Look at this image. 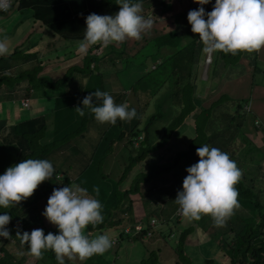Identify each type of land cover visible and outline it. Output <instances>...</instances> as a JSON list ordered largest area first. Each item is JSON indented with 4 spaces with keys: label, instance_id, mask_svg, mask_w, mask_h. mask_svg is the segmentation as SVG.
<instances>
[{
    "label": "trees",
    "instance_id": "obj_1",
    "mask_svg": "<svg viewBox=\"0 0 264 264\" xmlns=\"http://www.w3.org/2000/svg\"><path fill=\"white\" fill-rule=\"evenodd\" d=\"M16 1L18 2L17 7H19V9L30 8L33 11L32 16L34 19L51 29L52 33L65 38L80 40H84L86 17L89 14L95 13L99 15L100 11L104 9L105 6L111 7L117 13L120 8L119 3L121 2V0H102L99 3H94L93 0ZM173 1L174 0H131L132 3L142 4L143 11L141 15L146 16L149 14V17L152 14V16L155 17V19H152L153 27H159V25L162 24L160 29L163 30L165 26L167 27L175 20V23L170 25L168 31L158 34V36L155 37L156 41L159 42L158 53L160 57H163L162 61L155 63L147 70L146 65L143 64L141 67L142 73L139 77V79L144 78L147 73L152 70L159 73L160 70H157L158 66L163 65L164 68L165 65H169L168 69L166 66V74H170H167L166 77L171 78V75H173L176 79L174 80V86L172 85L171 89L165 92V96L168 98L167 101L169 105L171 107L173 105L177 109V112L174 113L175 108L173 109V114L171 111L170 116L173 118L164 127L161 132L162 135L160 136V140L157 143H153L151 139H149L151 135L150 126L154 118H163L162 108L163 101L166 97L155 103L154 107H156V112L150 116L143 127H139V114L138 117L135 116L132 120L121 121L118 119L115 125L104 123L107 129L104 133H100L101 137L98 136L94 138L97 141L92 144L91 151L85 154L84 150L79 145L80 138H83L85 134H87L85 131L88 126L99 125L101 127L102 123H99L95 119L94 114L91 113L89 109H84L85 115L83 117L77 113L76 107L82 108L83 98L90 94L87 92H79V87L85 88L86 91L88 89L91 93L97 89L103 91L105 82L103 74H100L101 84H97L96 82L94 84L90 83L93 87L87 88L90 80L85 82L83 78H81L79 79L81 82L80 85L74 87L77 90L73 93L74 95H65L66 98L64 94L58 97L55 96L52 107L55 118H52L54 127L51 134L47 132L49 124L47 118L44 113L39 114L38 111H35L38 115L29 116L28 118H23L18 121L9 120L8 117L7 120L5 118L0 119V144L5 147L7 144H14L16 146L14 150L15 157L14 160L11 161V166L29 158L46 159L48 161L58 159V156L61 158L58 161L59 165L58 168L55 169L53 177L42 182L31 197L9 208L0 207V215L7 213L11 216L9 224L6 225L10 235L14 236V233L19 228L23 233L24 228L27 226L40 225L42 223V217H45L43 212L46 209L47 201L53 193V190L65 187L71 182H76L102 204L101 211L103 222L95 226L90 224L84 230L85 234L89 236L90 239L94 233L100 232L103 228L110 227L120 228V235L119 238H117L118 241L123 237L133 240L143 238L145 232L149 229V220L155 218L156 221L160 220L161 222L163 218L160 217L161 212L159 208L150 205L149 207H151V209L147 217L139 218L144 220V222L134 217V220L131 221V232L125 234L123 229L129 225L124 224L128 216L130 215L131 217L134 203L133 196L137 195V193H144L143 191H146L145 185L151 183V189L155 188L161 196L166 195L169 200L170 198L173 200L177 191H183V180L181 181L182 172L178 163L182 159L183 161L185 160L190 167L197 162L196 149L199 148L200 143L207 140V138L210 139L209 135L212 131L208 130L206 126L212 113H215L214 107L217 104L220 105L229 102L234 103V106L242 109V101H247V97L243 96L241 91L227 88V86H235V80H239L240 77H243V81L245 82L247 66L240 53L233 55L231 53L226 54L223 51L215 52L213 68L220 65L219 67L222 71L227 70L229 72V77L233 73L234 78L231 82H227L225 87H221L215 96L206 100L204 104H202V98L195 96V87L192 82L193 80H191L197 70L194 61V59H196L195 47L200 51L199 49L202 45V41L200 39L196 41V36L198 34L187 32L183 24L187 23L188 19L185 17L188 14H182L190 11L188 9L193 7L191 6L193 1H188L185 5L186 7H184L183 3L185 0H177L180 1V7L177 10L175 9ZM150 7H154L153 10H151ZM149 10H151V12ZM176 12L177 14H175ZM169 13L170 18L167 16ZM156 14L162 15V17H160L162 21L160 20L158 24ZM172 19V22L166 23V20L171 21ZM144 35L145 34H142V36ZM184 40L190 41L185 42ZM191 44L193 50H190ZM20 47L21 46H16L10 53L0 56V90H4V94L0 93V98H5L7 101H13L15 99L20 100L17 94L19 88H22V97L25 98L29 97V95L34 92L35 87L45 88L48 93H51V91L55 89L59 91L63 87L66 88L68 83L74 85L76 82L75 78L80 74L85 75L86 70L92 73V70L95 68L94 62H101L102 66L104 65L105 67L108 61L114 58V56L111 57L113 52L117 53L115 56L121 57L124 55L122 51H115V45L113 44L110 47L111 50H103L100 56L88 53V50L92 47L89 46V49H86L87 52L83 56L85 60L81 68L72 65L66 69L61 77L54 80L48 73H41V70L44 68V63L42 60L43 58L39 57V52H37V50L30 48L25 51ZM162 47L163 50L161 51ZM217 56L220 59L219 63L216 62ZM97 58H99V60H97ZM157 58L156 55L154 60ZM34 60H36V64L31 68L25 67L13 72L16 65L26 64ZM117 63L120 64L119 61H117ZM111 65L115 66V63L111 61ZM127 65H129V63L126 64V66ZM75 72H79V74ZM254 76V74L251 75V77ZM109 77L113 80L116 79L111 77V75ZM256 78L255 76V79ZM165 80L166 78H158L156 76V81L154 83L142 86L139 90L133 85L129 94L117 93V97L114 101L119 105L127 99L125 95L129 98L131 96V91L136 95L138 91L142 89H145L144 91H147L151 97H155ZM258 82L264 84L263 79H259ZM247 88H250L249 84ZM130 98V100L135 99L138 103L137 95ZM64 101H69V103H65ZM93 102L95 103V97H93ZM132 104L133 102L130 101L128 105L129 110L133 109ZM16 105L22 108L19 101ZM253 111L255 110L253 109ZM12 113L16 114L15 111ZM46 113L47 111H45V114ZM236 116L242 118V114L233 115V118ZM190 117H194L195 135L190 139L187 147L174 152L173 156H171L167 162L163 158L161 161H150L146 171H143L146 173L142 174L141 182L136 181L135 184L131 182L126 184L125 181L129 175L128 173L137 165L136 162L140 163L151 152L168 145L175 131L178 128H182ZM210 123H213V119L210 120ZM123 125L128 126V128L125 131H118ZM240 127L241 123L238 125V129ZM127 130H129V137H125V132ZM3 131L5 132L3 133ZM140 131L145 132V143H140L139 147L135 148L132 144L131 137H134ZM96 135H99V133ZM91 136L93 135L89 134L88 139L94 140L90 138ZM165 163L169 164L167 165ZM59 173L63 176V185L56 187L58 181L57 175ZM169 173L171 174L169 175ZM99 177L101 178V184H99ZM257 179L258 178L251 177V175L248 177L244 176L241 177L239 182L235 185L238 192L237 199L239 207L235 209L234 214L227 220L225 226H216L212 217L208 215L202 216L203 222L200 220L196 223L198 226H200L201 223L202 225L205 224L206 228L213 230L218 240H215V236L212 237L215 242L218 241L221 243V249L222 247L224 249L223 255L228 258L230 264H264V186L261 187L260 181ZM90 180L98 183L99 195L90 187ZM123 183L125 184L123 185ZM140 183H142V192L139 191ZM150 199L154 200V203H157L154 196L150 197ZM16 222H21V226L18 227L15 225ZM137 223L142 225V229L132 234L134 226ZM165 225L166 224H162L156 227L153 233L157 231L164 239L174 235L175 231L173 232L172 227ZM190 229L189 226L184 229H179V241L175 248L176 255L179 259L176 261V264L179 262L181 263V261L185 264H191L190 260L184 255V239L190 232ZM12 236L9 238L0 236V245L6 249L5 242L13 241V239H11ZM6 239H8V241ZM15 239V242L19 241L21 243L19 238ZM24 245L29 249L27 244ZM51 254L56 256L54 251H52ZM150 259L151 257L149 256L143 259L142 262L150 261ZM205 261L208 262L211 261V259H206ZM3 262L4 260L1 258L0 264ZM52 264H56L54 260Z\"/></svg>",
    "mask_w": 264,
    "mask_h": 264
},
{
    "label": "clouds",
    "instance_id": "obj_2",
    "mask_svg": "<svg viewBox=\"0 0 264 264\" xmlns=\"http://www.w3.org/2000/svg\"><path fill=\"white\" fill-rule=\"evenodd\" d=\"M12 1L10 4L7 3V0L0 2V8L4 9H0V11L5 12ZM93 1L99 3L102 0ZM195 2L200 6L191 8L192 10L187 15V22L191 25V31L199 35V38L198 35L196 36V41L198 39L202 41L200 51L195 47L196 59L194 61L197 75L199 69L202 71L204 63L206 70L213 64L214 55L212 52L223 51L226 54L235 55L241 51L258 52L264 48V0H215L214 7L209 8L210 10H207L208 5H205L210 0H195ZM119 5V11L114 16L104 15L111 8L105 6L99 15L92 13L86 17L84 40L79 45L81 52L86 51L89 46L93 47L97 44L107 47L113 43L121 44L127 39L139 40L142 39V34L151 30L153 20L141 15L143 11L141 3L121 0ZM6 40V37L4 40H0V56L9 53ZM188 41L190 40L186 42ZM190 50H193L192 44ZM203 53L207 54L208 60H204L205 54ZM200 54H203L202 57ZM96 55H101V53ZM211 56L212 58H210ZM21 92L22 88H19L17 91L19 103L21 104L22 99H28V107L22 106L24 110H28L30 108L29 97H22ZM93 97H95V103ZM125 98H128L127 95ZM129 103L130 101L126 99L118 105L112 95L97 89L83 98V107H76V111L83 117L84 109H89L99 123L115 125L118 119L125 121L135 118L136 110L134 108L129 110ZM229 105L226 104L230 109ZM218 106L217 104L214 107L215 113L218 111ZM233 108V115L242 114V118L235 117L242 120L241 127L246 121V116L250 117V115L251 125L254 129L258 130L262 126L261 120L250 106L249 99L242 101V109L234 105ZM144 124L139 127H143ZM240 128L235 131L233 138ZM158 133L154 136L150 135L149 139L153 143L160 140L162 134ZM131 138L134 147L138 148L140 143H145V132L140 131ZM244 142L247 144L245 149L251 147V141L247 139ZM168 145L151 152L142 161L164 150L167 153ZM196 152L197 162L192 166L189 167L188 163L182 159L178 163L181 174L184 175L183 178L181 175L183 191L178 192L175 201L185 218L200 220L202 215H208L212 217L216 226L223 227L234 214L235 209L239 207L235 185L241 178V171L236 162L232 160V152L229 154L215 147L209 148L207 145L197 148ZM160 157L161 160L166 158L165 155ZM250 157L247 156L244 159ZM244 159L240 157L239 165L244 164ZM54 171L52 163L46 159H24L14 166L8 167L4 174L0 175V207L9 208L31 197L42 182L53 177ZM57 179L63 180L62 176L60 178L58 176ZM74 185L77 183L71 182L65 187L54 189L43 212L48 221L58 227L59 234L49 232L45 235L43 229H34L31 233L25 231L23 234L17 232L16 235L20 238L21 244H27L34 257L42 258L43 252L50 249L55 252L58 264H65V257L69 260L78 257L83 261L93 255L104 254L114 243L109 236L104 234L91 239L85 234L84 230L88 225L95 226L103 222L102 204L99 200L88 196L86 189L74 187ZM153 190L157 197L161 196L155 188ZM93 191L99 195L98 187H94ZM151 195L152 193L146 198ZM164 197L167 196L164 195ZM172 218L174 219L172 223L177 224V216L173 215ZM10 220L9 214L0 215V236L10 237V232L6 228Z\"/></svg>",
    "mask_w": 264,
    "mask_h": 264
},
{
    "label": "rangeland",
    "instance_id": "obj_3",
    "mask_svg": "<svg viewBox=\"0 0 264 264\" xmlns=\"http://www.w3.org/2000/svg\"><path fill=\"white\" fill-rule=\"evenodd\" d=\"M173 3L175 5V9L177 10L180 7L179 6L180 1L174 0ZM16 6H17V1L13 0L6 13L0 11V40H4L5 37L7 38L6 42H7L8 47H9V53L13 50L12 45H13L14 41L15 40L17 41L19 38H21L19 40L20 43L24 41V43L22 45L23 50L26 51L27 49H30V48L33 49V47L36 46L35 45L36 41L40 39V35L42 33V32L40 33V32L35 31V29H37V25H38V22L36 21L35 26H34V31H32L28 35V31L31 28V25L34 24V21H35L33 16H32V10L30 8L17 9ZM191 6H193V4ZM188 10H192V9L190 8ZM175 14H177V12ZM167 16L170 18V13ZM160 17H162V15ZM185 18H187V16ZM172 21H173V19L169 22H172ZM173 23H175V20ZM173 23H171V24H173ZM171 24L168 25L169 27L167 26L163 30H159V32L164 33L166 31H168L170 29ZM173 26H171V27L174 28ZM145 40L146 39H144V41ZM53 42L54 43L56 42L57 45L61 46V49H59V51H60L59 53H62L64 51L68 52L69 49L71 50V53L74 51L75 47L70 48L69 46H71V45L74 46L75 43L70 42V44L68 45L69 40H65V39L60 40L59 35H57L56 41H53ZM185 42H186V40H185ZM38 47H39L38 49L41 50L39 52L41 54L47 53L48 51L51 50V47H46L45 45L44 46L39 45ZM103 48L104 47L101 46L100 52H102ZM149 48L150 47L139 48L137 45H134L132 47L124 46V47H121L119 49V51L123 52V54H124L123 56H121V57L115 56V55H117V53L113 52L111 54V57L114 56V58H111L109 61L107 60L108 61L107 66L104 67V65L102 66V64H101V74H103V77H105L103 91L108 92L110 95H112V97L114 99L117 97V93H121V94L128 93L130 90H132L131 88L133 87V85H135L136 89L139 90V88H141L142 86H146L150 83H154L156 81V76L158 78L159 77L166 78L162 87L160 88V91L155 95V97H151L150 94L147 93V91L146 92L144 91L145 89L144 90L142 89L143 91L140 90L136 94L137 98H138V103L135 101V99L130 100L131 99L130 97L136 96L133 91H131V94H130L131 96L129 98H127L129 101L133 102L132 106L136 111L140 110V113L136 112V114H137L136 116L138 117V114L140 116V121H139L140 126H142L145 123V121L150 117V115H152L156 112V107H154L155 103L158 100H161V99L163 100V98L166 97L165 92L167 90H170L172 85L174 86V80H176L173 75H171L172 79L169 77H166L167 74H170V73L166 74V66L167 65H165L164 68H163V65L158 66L157 70H160L159 73L152 70L149 73H147V75L142 79H139V77L141 76V73H142L141 66H140L141 63H137V64H133V65L129 63V65L126 66V64H128L127 61L131 62V60H132L134 62H138V59H135V57L138 56L139 51H140V54L145 53V51L149 50ZM119 51H117V52H119ZM151 51H153L152 47H151L150 52ZM203 52H205L204 49H203ZM203 54H205L204 60L207 59V57H206L207 54L206 53H203ZM202 55L200 54L201 57H202ZM157 56H158V54H157ZM61 58L62 57H60V59ZM154 58H156V56H153V58H150L148 60L147 66H149V68L155 64V63L153 64ZM210 58H212V56ZM115 59H119V60H115ZM97 60H99V58H97ZM47 61H48L47 63L43 61V63H44L43 67L44 68L41 70V73L46 72L47 71L46 69L49 70V68L55 67V64H53V63H55L57 61V58L51 57V58H48ZM111 61H113V63H115V66L111 65ZM117 61H120V64H118ZM161 61H162V59H161ZM161 61L158 60V62H161ZM35 64H36V60L31 61V62H27L26 64H20L19 68L14 69L13 72H16L17 70L25 68V67L31 68ZM200 64L202 65V63H200ZM204 66H205V63L202 67V71L199 69L198 75L195 74V77L197 80L192 79L194 82L193 84H195V87L197 88L196 92L199 90L197 93L195 92V96H205L207 93V90H208L207 86L209 88L210 85L214 86V88L211 92L208 93V96H213L214 94H216L220 90V88H221L220 84H224V80H219L217 85H212L210 83L211 79L209 78L210 77L209 76V70H206ZM258 67L260 69H264V63L259 62ZM168 68H169V65L167 66V69ZM92 71L94 73L97 71V69L96 70L93 69ZM221 71H222V69L219 70V72H221ZM206 73H208L207 77H206ZM109 74L111 75V77H114L116 79L115 80L111 79L109 77L110 76ZM90 75L91 74L88 73L86 78H84V81H86L88 76H90ZM49 76L51 78H53L51 75H49ZM203 79L206 80V83L204 85H201V83H202L201 80H203ZM68 86H69V83H68ZM201 87H202V89H201ZM79 89L82 90V87L81 88L79 87ZM210 89H212V88H210ZM64 91H65V89H64ZM0 93L4 94V90L1 89ZM47 93H48L47 89L41 88V87H35L34 92L29 95L30 108L28 110L27 109L26 110L21 109V112L18 113V116L12 112L16 109L20 110V106L16 105V103L19 100L15 99L13 101H10V100L7 101V99L5 100V98H0V119H2V117H3L2 113H1L2 112L1 103H4L6 105L4 107L5 108L7 107V109H9V112L7 114V117L9 118V120H16L21 116H23L25 118H28L29 116H35L36 112H34V111L37 109H38V111L42 109V107H38L36 109L37 106L43 105L45 102H49V100L52 97L55 100L54 95H60L59 91L57 89L51 91L50 94L52 97H49V95H46ZM167 99L168 98L166 97L163 101V108H162V110H163L162 117L163 118H156L155 121L153 119V121L151 123L150 132L153 136L156 135V133H158V132L161 133L163 131L164 127L166 126L168 120L170 122L171 119L173 118L170 115H171V111L173 114V109L175 107L173 105L171 107L169 105V102L167 101ZM226 104L229 105V103L220 104L217 107L218 111L216 113H212L211 117L208 120V124L206 126V128L208 130L212 131L211 134L209 135L210 139L207 138V140L200 143L199 147H201L203 145H207V146H209V148L215 147V148H218L221 151L229 153V154H230V152H234V156L236 159H238V161H239L240 157H242L244 159L247 156H251L252 160L247 161V159H244V162H248V165H249L248 170L252 171L251 177L258 178L260 181V186L263 187L264 186V106L262 108V113H259L257 110H255V115H257L259 117V119L261 120V123H262V127L260 128V130L254 129L251 125V120H250L251 116L250 117L246 116L245 135L251 141V147L248 149H245L247 147L246 146L247 144L244 141H242L241 138H239L237 136H236V139L234 141V144L233 145L230 144L228 146V144L231 142V140L233 138L235 131L238 129V125H240L242 120L240 118H232L233 113L226 106ZM263 105H264V100H263ZM174 110H175L174 113H176L177 109L175 108ZM212 119H213V123H212L213 125L210 123V120H212ZM215 120L217 122L216 124L214 123ZM47 121L49 122L47 132H48V134H51L52 129H53V123H52V115L50 113H47ZM193 121H194V117L188 118L187 121L185 122V124L183 125V127L178 128L175 131L174 136H172L168 147H166L167 153L164 150V151H162V152H160L154 156H150L147 160H144L139 164H138V162H136L137 165L128 173L129 175H128L125 183L129 184V182H131L132 184H135L136 181L141 182L142 174L146 173L143 171H146L147 165L150 161H153V162L159 161V160H161L160 156L163 157V155H165L166 158L164 160L167 162L171 158L172 154L175 151L181 150L182 148H186L188 143L190 142V139L195 135L194 122ZM128 122H126V123H128ZM108 124H110V123H108ZM127 128H128V126L123 125V127L119 128L118 131H121V130L125 131ZM106 129H107V126H105L104 123L101 124V127L99 125L98 126L90 125L87 127V129L85 131L87 134H85V136L83 138H80V140H79V145L84 150L85 154H88L91 151L92 144H94L97 141L95 139L94 140L88 139V135L91 134L93 136H96V134L100 133V131H101V133H104V131ZM128 131L129 130H127L125 132V137H129L128 135H130V134L128 133ZM135 131H136V129H135ZM4 132L5 131H3V133ZM160 133H158V134H160ZM227 146H228V148H227ZM0 147H1V150H0V175H2L7 170L8 167H11V161H13L14 157H15L14 150H15L16 146L14 144H7L6 145L7 148L5 149V146L0 144ZM255 155H257L259 158H256L254 160ZM121 156L124 157L123 155H121ZM60 159L61 158L58 156V159L50 161L52 163L54 169L58 168V165H59L58 161ZM165 164L168 165L169 163H165ZM99 171H101V170H99ZM183 177H184V175H182V178ZM62 179H63V176H62ZM108 182H109V180H108ZM125 183H123V185ZM97 184L98 183L94 182L93 180H90V187L92 189H94V187H97ZM99 184H101V178L99 180ZM150 184L145 185L146 191L144 190L143 191L144 193H142L140 195H139V193H137V195L133 196L134 203H133V208L131 211L132 219L129 215L128 219L126 220L124 225L131 226L132 225L131 221L134 220L135 216L138 218H141V217L146 218L150 212V209H151V207H149L150 205L158 207L159 211L161 212L160 214H164L165 212H167V209L169 210V206L167 207L164 205L168 202L154 203V200L150 199V197L146 198V196L150 195V193H152L153 196L154 195L156 196V194H154V190L151 189ZM59 185H63V182L60 180L57 181V186H59ZM141 186H142V183L139 184V191L140 192H142ZM74 187L81 188V186L79 184L74 185ZM179 192H180V190H179ZM176 194H178V191ZM176 194L173 198L174 201L170 198V201H169L170 204L176 203V201H175V199L177 197ZM87 195L93 198V195L91 193L87 192ZM148 207H149V209H148ZM173 215L177 216V218H178L177 222L178 223L177 224L167 223V224H168V226H170L174 229V231H175L174 237L169 238V239L168 238L162 239L156 232H154L153 236L150 235V236H145V237L137 239V240H132L131 242L133 244L129 248H128V239L123 237L120 239V241L118 243V247L113 251L111 250V253L108 254L107 260L109 259L110 262H112L111 264H176V261L179 259L176 255V251H175V248H176L177 243L179 241L178 236L180 235V232L178 229H181V228L183 229V228L189 226L191 228L190 232L185 236V239H184V255L186 256V258L188 260H190L191 264H230V261L228 260V258L222 254V251L219 248H215L213 246L210 247V245L216 243L212 236H215V238H216L215 240H218L217 235L213 232V230H209L208 228L205 227V224L202 225V223L200 226L196 225V223L200 220H201V222H203L202 217L200 220H189V219L185 218L181 214L178 204H176V209H175ZM202 216H206V215H202ZM41 222L42 223L40 225L38 224V225H33V226H27L26 228H24L23 231L24 232L27 231L28 233H31V231L34 229H43L45 235H47L49 232H51L53 234H59V229H57V226L52 224L51 222H49L46 217H42ZM15 225L20 227L21 222H16ZM101 231L104 235L109 236V238L111 239L112 242L114 240V237L119 238V235H120V228H118V227L103 228ZM96 236H98V234L93 235L92 238H95ZM11 242L12 241H10V243ZM115 243H117V241L112 243V247ZM207 244H209V245L207 246ZM199 246L201 247V249ZM15 247H16V244L10 248V250H12L11 251L12 256L10 255L6 259H4L6 257V255H5L2 258V259H4V263H7L9 260H12V264H19V261L21 260L20 258L25 257V259L23 258L24 264H32V263L37 264L38 261H39L38 264H42V263L52 264L53 260L56 264H58L56 256H53L51 254L52 251L50 249L45 250L43 252L42 258H36L33 255H31L30 252L24 253L22 250H20V248H15ZM6 250H7V248H6ZM27 254H28V256H27ZM113 255L116 256L115 259H114ZM94 256L95 255H93L92 257H94ZM144 256H147V257L144 258ZM149 256L151 257L150 261H143L142 262L143 259H146ZM23 259H22V261H23ZM94 259L96 260V263L92 262L93 264H105V256L104 255H101L100 258L94 257ZM206 259H211V261L206 262L205 261ZM78 260H80L78 257L74 260H69L67 257H65V264H75V263L87 264L89 258L85 259L81 262H78ZM92 263H90V264H92ZM177 264H185V263H183V261H181V263L179 262Z\"/></svg>",
    "mask_w": 264,
    "mask_h": 264
},
{
    "label": "crops",
    "instance_id": "obj_4",
    "mask_svg": "<svg viewBox=\"0 0 264 264\" xmlns=\"http://www.w3.org/2000/svg\"><path fill=\"white\" fill-rule=\"evenodd\" d=\"M188 1H193V6H200L198 3H196L195 2V0H185L184 1V3H183V5H184V7H186L185 5H186V3L188 2ZM214 4H215V0H210V2L208 3V4H205V5H208V8H207V10H210L209 8H212V6L214 7ZM17 5H18V2H17ZM17 7V6H16ZM153 8L154 7H150V9L151 10H153ZM8 9H9V7H8ZM7 9V10H8ZM17 9H19V7H17ZM7 10H6V12H7ZM151 10H149L150 12H151ZM5 12V13H6ZM189 13V11L187 12V13H182V14H188ZM116 14V12L112 9V8H109V10L108 11H106L105 13H104V15H111V16H114ZM32 15H33V11H32ZM145 15V14H144ZM148 15L149 14H147L146 16H144L145 18H151V19H155V17L154 16H152V14L148 17ZM180 15H181V13H180ZM182 16V15H181ZM181 16H180V18H181ZM156 17H157V19H158V22H157V24L160 22V15L159 14H156ZM26 18V17H25ZM34 18V17H33ZM35 20V19H34ZM37 20H35L34 21V24H32L31 25V28L29 29V31H28V35L32 32V31H34V26H35V22H36ZM162 21V20H161ZM38 22V21H37ZM167 22H169V20H166V23ZM164 25V24H163ZM183 25H185V28H186V30H187V32H192L191 31V25H190V23L189 22H187V23H185V24H183ZM45 27V28H44ZM162 27V24L161 25H159V27H153V25H152V28H151V30L150 31H148L144 36H142V39H139V40H135V39H127L125 42H123V43H121V44H115V43H113V45H115V51H119V49H120V47H124V46H127V47H132V46H134V45H137L139 48H142V47H150L149 48V50H146L145 51V53H141L140 54V51H139V53H138V56L137 57H135V59H138V62H134V61H132L131 60V62L130 61H127L128 63H130V64H137V63H141L140 64V66L142 67V65L143 64H145L146 65V70L147 69H149V66H147V63H148V60L150 59V58H153V56H156L157 54H158V58L157 59H155L154 60V62H153V64L154 63H156V62H158V60L159 61H161V59H163V57L161 56H159V53H158V48H159V42H157L156 41V39H155V37L156 36H158V34H161L160 32H159V30H161L160 28ZM166 27V26H165ZM32 29V30H31ZM35 31H37V32H42L41 33V35H40V39L39 40H37L36 41V43H35V45L36 46H34L33 47V50H37V52H40L41 50H39L38 48V46L39 45H42V46H46V47H51V50L50 51H48L47 53H44V54H41V53H39V57L40 58H43L42 60L44 61V62H48L47 61V59L48 58H51V57H56L57 58V61L55 62V63H53V64H55V67H52V68H49V70L48 69H46L47 71L46 72H44V73H48V75H51L52 77H53V79L54 80H56V79H58L59 77H61L63 74H64V72L66 71V69L68 68V67H70V66H77V67H79V68H81L82 66H83V64H84V60H85V58L83 57L85 54H86V52H87V50L86 51H84V52H81L80 51V48H79V45L81 44V42H83V40H80V39H72V38H65V37H62V36H60V40L61 39H65V40H69V42H68V45L70 44V42H74L75 43V45L73 46V45H71V46H69L70 48L71 47H75L74 48V51L71 53V50L69 49V51L67 52V51H64V52H62V53H59L60 51H59V49H61V46H59V45H57L56 44V42L54 43L53 41H56V38H57V34H54V33H52L51 31V29H49L48 27H46V26H43L42 24H40V22H38V25H37V29H35ZM157 34H156V33ZM193 33V32H192ZM148 36V37H147ZM21 38H19L17 41L15 40L14 41V43H13V45H12V48L14 49V47H16V46H21L20 48L22 49L23 47H22V45H23V43H24V41L23 42H19V40H20ZM144 39H146L145 41H144ZM143 40V41H142ZM30 43V42H29ZM111 45L112 44H110V45H108L107 47H104L103 48V50L105 51L106 49H108V50H111ZM114 47V46H113ZM151 47L153 48V51H151L150 52V50H151ZM116 48H117V50H116ZM32 49V48H31ZM87 49H89V48H87ZM89 50H91V49H89ZM88 50V53H90V51ZM102 50V51H103ZM163 50V47L161 48V51ZM120 52V51H119ZM215 52H217V51H215ZM215 52H212V55H214L215 56ZM102 53V52H101ZM238 53H240L241 54V57L245 60V63H246V66H247V76H246V78H245V82L243 81V77H240V79L239 80H235V82H236V84H235V86H227V88H230V89H236V90H238V91H241L242 92V95L243 96H245V97H247V99H249L250 100V106H251V108L252 109H254V110H257L259 113H262V108H263V100H264V84H262L261 82H258L259 81V79L261 80V79H263L264 80V69H260L259 67H258V63L259 62H261V63H264V48H262L260 51H258V52H251V53H249V52H247V51H241V52H238ZM91 54V53H90ZM98 56H100V55H98ZM60 57H62L61 59H60ZM132 57V56H131ZM99 58H101V57H99ZM161 58V59H160ZM219 57L217 56L216 57V62L217 63H219ZM120 62V61H119ZM152 64V65H153ZM94 65H95V68H94V70H96L97 69V71L96 72H94L93 73V71H92V73H90L91 75L90 76H88V78H87V80L85 81V82H87V81H89V83H88V85H87V88H90V87H93V86H91L90 85V83L91 84H94L95 82L97 83V84H101L100 83V79H101V77H100V74H101V62H94ZM19 66H20V64L19 65H16L15 67H14V69H16V68H19ZM220 65H218L216 68H213V64L209 67V78L211 79V81H210V83L212 84V85H217L218 84V81L219 80H224V84H220V87H225L226 86V83L228 82H231L232 80H233V78H234V74L232 73L231 75H230V77H229V72L227 71V70H224L223 72L221 71V72H219V70L221 69L220 67H219ZM57 67V68H56ZM231 68V67H230ZM13 69V70H14ZM212 72V74L210 75V73ZM75 73H77V74H79V72H75ZM88 70H86V74L85 75H83V74H80L78 77H76L75 78V80H76V82L74 83V85H71L70 83H69V86H68V84H67V86H66V88H62L61 90H59V94L60 95H63L64 94V96L65 95H70V94H73L74 92H76L77 90L74 88L76 85H80V80L79 79H81V78H83V81H84V78H86V76L88 75ZM257 73V74H256ZM196 74V73H195ZM195 74H194V77L192 78V79H196V77H195ZM252 74H254L257 78L255 79V76L254 77H251V75ZM61 75V76H60ZM207 75H208V73H206V77H207ZM57 76V77H56ZM191 79V80H192ZM252 79V80H251ZM197 80V79H196ZM202 81V83H201V85H204L205 83H206V80H201ZM193 82V81H192ZM194 83V82H193ZM250 85V88H247V85ZM84 86V85H83ZM194 87H195V84H194ZM210 88H212V89H210ZM213 88H214V86H211L210 85V87L208 88V86H207V93H206V95L205 96H198V97H200V98H202L203 99V101H202V104H204V102L206 101V100H208L207 98H209V97H212V96H208V93L209 92H211L212 90H213ZM64 89H65V91H64ZM85 89V88H84ZM83 88H82V90H80L79 89V92H81V93H91V91H88V89H87V91H86V89L84 90ZM201 89H202V87H201ZM196 90H197V88L195 87V92H196ZM199 91V90H198ZM197 91V92H198ZM130 92V91H129ZM196 92V93H197ZM46 95H49V97H52L51 96V94L50 93H47ZM74 95V94H73ZM215 95V94H214ZM213 95V96H214ZM54 96H56V97H58L59 95H54ZM65 98H66V96H65ZM49 100V99H48ZM74 100V99H73ZM72 100V101H73ZM65 102V101H64ZM53 103H54V98L52 97L50 100H49V102H45L43 105H40V106H37L36 107V109L38 108V107H42V109L41 110H39L38 111V109L37 110H35V111H38V113L39 114H43L44 113V115H45V117L47 118V113H50L51 115H52V118L54 117V112H53V110H52V107H53ZM65 103H69V101H67V102H65ZM73 104V103H72ZM233 105H234V103H231L230 105H229V107H230V111L231 112H233L234 113V108H233ZM4 106H6L5 104H3V103H1V108H2V118H5L6 120L8 119L7 118V114H8V112H9V109H7V107L5 108ZM257 108V109H256ZM21 109H23V108H21L20 107V110H18V109H16V110H14L15 112H16V115L18 116V113L19 112H21ZM198 109V108H197ZM34 111V112H35ZM44 111V112H43ZM45 111H47V113L45 114ZM138 112H140V110H138ZM38 113H35L36 115H38ZM251 116V115H250ZM23 118H25V117H23V116H21V117H19L18 119H16L15 121H18V120H21V119H23ZM55 118V117H54ZM232 118H233V116H232ZM55 120V119H54ZM168 122H169V120H168ZM167 122V123H168ZM214 123L216 124L217 122L216 121H214ZM243 126L240 128V130L235 134V136H234V138H233V140H232V142H231V145H233L234 144V141H235V139H236V136L237 137H239V138H241V140L242 141H247V139L249 140V138L245 135V130H246V121L245 122H243ZM245 126V127H244ZM53 127H54V124H53ZM262 127V126H261ZM261 127H259V129L258 130H260V128ZM53 130V129H52ZM101 133V132H100ZM99 133V135H96V136H91L90 138L91 139H94V138H96V137H98V136H100L101 137V134ZM174 136V135H173ZM250 141V140H249ZM7 147H5V149H6ZM233 153V157H232V160H234L235 162H236V164H237V167L240 169V171H241V177H244V176H250L251 174H252V171L251 170H248V167H249V165H248V162H244V164H242V165H240L239 166V163H238V159H236L235 157H234V152H232ZM256 158H259L257 155H255L254 156V160L256 159ZM250 160H252V157H250V158H248L247 159V161H250ZM129 179V178H128ZM153 195H151L150 197H152ZM154 197H155V199H156V202H159V201H161V203H165V202H168V203H166V204H164L165 206H169V210L167 209V212H165L164 214H161V216L160 217H162L163 219H164V221H161L160 222V224L158 223V226H161L162 224H166V225H168L167 223H172L171 221H173L174 219L172 218L173 217V213H174V211H175V209H176V204L177 203H171L170 204V200L168 199V197H164V196H155L154 195ZM171 209V210H170ZM135 218L136 219H139L138 217H136L135 216ZM139 220H141L142 222H144V220H142V219H139ZM165 225V226H166ZM172 230H173V232H174V229L172 228ZM17 232H20L21 234H23L22 232H21V229L19 228V229H17V231L14 233V236H12V235H10V236H12V238L11 239H13V241L10 243V242H5V246H6V248H7V250L5 251V255H6V257L4 258V259H6L8 256H12V254H11V251L12 250H10V248L12 247V246H14L15 244H16V247L15 248H20V250H22L24 253L25 252H30V250L29 249H27L26 247H25V245L23 244H21L19 241H17V242H15L16 241V239L15 238H19L16 234H17ZM158 235H159V233L157 232V231H155ZM101 235V234H103L102 233V231H100V232H96V233H94L93 235ZM93 235H92V237H93ZM154 235V233L152 234V236ZM16 236V237H15ZM160 236V235H159ZM175 236V234L174 235H172L171 237H166V238H172V237H174ZM91 237V238H92ZM162 239H164L162 236H160ZM10 239V240H11ZM20 239V238H19ZM7 241H8V239H6ZM15 240V241H14ZM133 239H128V248L133 244L131 241H132ZM118 243H119V241H117V243H115L114 245H113V247L111 246L104 254H102V255H104L105 256V264H111L112 262H110V260L108 259L107 260V256H108V254H110L111 253V250L113 251V250H115L117 247H118ZM210 244V243H209ZM209 244H207V246L209 245ZM221 243L220 242H218V241H216V243H214V244H212V245H210V247L211 246H213V247H215V248H219L221 251H222V254H223V247H222V249H221V245H220ZM200 247V246H199ZM200 249H201V247H200ZM25 256V255H24ZM27 256H28V254H27ZM114 256V255H113ZM94 257H101V255H99V254H97V255H95ZM94 257H90L89 258V260H88V262H87V264H90V263H96V260L94 259ZM145 257H147V256H144V258ZM25 259V257H21L20 259V261H19V264H24V259ZM116 258V256H114V259ZM3 259V260H4ZM22 259H23V261H22ZM30 259V258H29ZM113 259V260H114ZM93 260V261H92ZM11 261V262H10ZM31 261V260H30ZM78 262H81V260H78ZM28 263V262H27ZM39 263V261L37 262V264ZM92 263V264H93ZM1 264H12V260H9L7 263H1ZM33 264V263H32ZM42 264H45V263H42ZM75 264H77V263H75Z\"/></svg>",
    "mask_w": 264,
    "mask_h": 264
},
{
    "label": "built area",
    "instance_id": "obj_5",
    "mask_svg": "<svg viewBox=\"0 0 264 264\" xmlns=\"http://www.w3.org/2000/svg\"><path fill=\"white\" fill-rule=\"evenodd\" d=\"M0 2H5V0H0ZM11 0H7V3L10 4ZM1 10H4L2 8H0ZM100 48H101V45L100 44H97V45H94L92 47V50H91V53L93 54H100ZM21 104L23 107H28V99H22L21 100ZM59 176V178L62 176L61 174H58L57 177ZM61 185H59L58 187H60ZM157 223L160 224V220L156 221L155 218H151L148 222V230L145 232L144 234V237L145 236H150L153 234V230L156 229V227H158ZM142 229V225L140 223H137L135 224L134 226V231H132V234H135L137 232H139L140 230ZM131 227L130 226H126L124 229H123V232L125 234L127 233H130L131 232ZM117 241V238L114 237V240L113 242ZM5 256V248L3 246L0 245V259L3 258Z\"/></svg>",
    "mask_w": 264,
    "mask_h": 264
}]
</instances>
